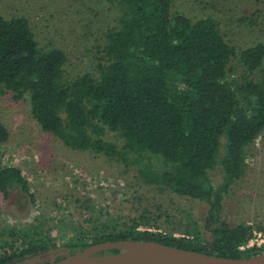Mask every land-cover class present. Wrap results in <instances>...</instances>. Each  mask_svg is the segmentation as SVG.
Masks as SVG:
<instances>
[{"label": "trees", "instance_id": "obj_1", "mask_svg": "<svg viewBox=\"0 0 264 264\" xmlns=\"http://www.w3.org/2000/svg\"><path fill=\"white\" fill-rule=\"evenodd\" d=\"M109 1L121 15L107 34L106 61L97 75L69 83L64 51L41 48L26 18L0 14V94L12 93L17 101L28 95L33 119L68 149L102 155L162 192L206 202L209 239L199 232L176 238L140 230L161 219L145 211L126 229L102 224L74 230L65 247L73 255L108 241L135 240L231 259L263 253L240 249L257 228L229 224L222 210L226 193L246 175V148L264 131V41L239 50L215 19L175 12L174 0ZM107 131L123 144L108 141ZM9 138L0 121V155ZM218 166L223 179L216 186L210 173ZM15 191L36 204L22 170L0 167V193L8 199ZM53 231L41 220L4 229L0 264L47 255L57 248Z\"/></svg>", "mask_w": 264, "mask_h": 264}, {"label": "rangeland", "instance_id": "obj_2", "mask_svg": "<svg viewBox=\"0 0 264 264\" xmlns=\"http://www.w3.org/2000/svg\"><path fill=\"white\" fill-rule=\"evenodd\" d=\"M173 10L192 19H215L225 39L239 50L264 41V0H174ZM0 14L26 18L41 48L63 50L64 79L69 83L86 73L97 75L106 61L107 34L118 28L121 11L109 0H0ZM0 121L10 134L0 167L21 169L36 196L33 204L19 191L8 199L0 193V233L41 220L54 229L57 241L55 250L23 264L64 259L71 255L65 244L74 230L100 229L102 224L126 229L145 211L161 219L157 227L140 230L176 238L199 232L209 239L206 202L162 192L145 184L134 169L102 155L68 149L33 119L28 95L17 101L12 93L0 94ZM106 139L123 144L110 131ZM246 158V175L226 193L223 217L231 225H252L264 234V131L246 148ZM210 177L216 186L221 184V166ZM251 249L262 250L264 243Z\"/></svg>", "mask_w": 264, "mask_h": 264}, {"label": "water", "instance_id": "obj_3", "mask_svg": "<svg viewBox=\"0 0 264 264\" xmlns=\"http://www.w3.org/2000/svg\"><path fill=\"white\" fill-rule=\"evenodd\" d=\"M118 254L99 255L108 250ZM49 264H264V252L246 259L208 255L153 241L104 242Z\"/></svg>", "mask_w": 264, "mask_h": 264}, {"label": "built area", "instance_id": "obj_4", "mask_svg": "<svg viewBox=\"0 0 264 264\" xmlns=\"http://www.w3.org/2000/svg\"><path fill=\"white\" fill-rule=\"evenodd\" d=\"M261 238H264V234L255 231L253 238L248 242L247 245L242 246L240 249L242 251H246L254 247L261 248V244L264 243V239Z\"/></svg>", "mask_w": 264, "mask_h": 264}]
</instances>
